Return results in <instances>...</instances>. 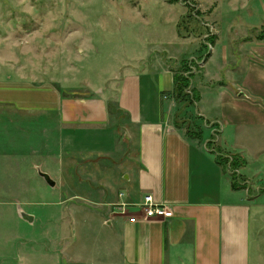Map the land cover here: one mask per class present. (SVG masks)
Returning a JSON list of instances; mask_svg holds the SVG:
<instances>
[{"label":"crops","instance_id":"0c3cea01","mask_svg":"<svg viewBox=\"0 0 264 264\" xmlns=\"http://www.w3.org/2000/svg\"><path fill=\"white\" fill-rule=\"evenodd\" d=\"M236 24L224 39L218 29L203 41L178 33L173 44L179 54L170 44L157 45L147 59L120 65V80L95 89L94 96L69 95L53 82L12 78L1 68L0 121L10 119L16 135H31L41 126L45 145L57 141L55 152L46 149V163L34 169L46 167L49 172L42 173L57 187L55 170L47 164L57 159L66 182L77 168L78 181L95 187L76 195L96 206L108 231V243L91 264H264V228L254 226L251 206L261 182L246 172L255 165L262 175L264 168V38L257 34L264 24L246 23L241 37ZM218 45L221 72L211 78ZM185 63L184 75H194L190 90L198 98L190 105L174 98L175 75L184 72ZM217 155L243 161L236 170L239 185ZM146 195L170 207L173 218L145 221L139 213V221L130 223L114 213L116 205H139ZM21 212H14L19 220ZM23 245L25 255L16 248L0 264H35L36 242ZM6 248L0 246V255ZM50 253L57 260L42 257L51 259L42 264H67L62 247Z\"/></svg>","mask_w":264,"mask_h":264},{"label":"rangeland","instance_id":"374dc122","mask_svg":"<svg viewBox=\"0 0 264 264\" xmlns=\"http://www.w3.org/2000/svg\"><path fill=\"white\" fill-rule=\"evenodd\" d=\"M232 23H237L238 37L246 31V23L264 24V0H0V70L12 78L36 79L38 85L53 82L69 95L94 96L95 89L120 80L121 72L116 71L120 65L135 64L132 58L147 59L157 45L170 44L179 54V46L173 44L178 33L203 41L218 29L224 39ZM257 34L264 35V26ZM217 48L211 78L221 72L220 45ZM195 76L197 81L199 74ZM30 133L16 135L10 119L0 121V246H7L0 258H11L19 247L25 255L23 244L35 241V264L56 261L50 252L61 247L67 264H91L104 249L103 242L108 243V231L95 213L96 206L76 195L80 189L95 187L78 181L77 168L66 182L57 159H49L47 164L57 169L50 172L58 183L50 188L33 166L46 163L49 152L58 148L56 138L45 145L46 133L38 125ZM42 170L49 172L46 167ZM246 172L255 183L261 182L262 191L252 193L251 206L254 226L264 228V168L262 175L255 165ZM18 209L32 221L21 216L19 220L14 213ZM48 256L51 259L44 261L42 257Z\"/></svg>","mask_w":264,"mask_h":264},{"label":"trees","instance_id":"16d2710c","mask_svg":"<svg viewBox=\"0 0 264 264\" xmlns=\"http://www.w3.org/2000/svg\"><path fill=\"white\" fill-rule=\"evenodd\" d=\"M192 17L195 18L197 17V15H193ZM183 22L181 21L179 24V30L181 28V24ZM181 34V33H180ZM260 38H264V35L260 36ZM189 63H185L184 64V72L182 73H177L175 75V89H174V98L177 102L180 103H185V104H193V97L195 99V101L198 99L197 98V94L194 93L193 91H191V94L189 92V89L192 85V79L194 75H184L185 72H187L189 70ZM190 133V132H189ZM188 133V134H189ZM190 135H192L190 133ZM192 136H199V134L197 135H192ZM210 147H213V142L209 143ZM214 152L216 153H222L220 152V150H215ZM218 156V160L220 162V164L225 168V169H229L230 172L232 173V179L234 182V185L238 184L241 181V177L238 175V173L236 172V170H238L240 168V166L243 164V161L241 159H238L236 157H232V158H225L221 155H217ZM239 185V184H238Z\"/></svg>","mask_w":264,"mask_h":264},{"label":"built area","instance_id":"2783aa9c","mask_svg":"<svg viewBox=\"0 0 264 264\" xmlns=\"http://www.w3.org/2000/svg\"><path fill=\"white\" fill-rule=\"evenodd\" d=\"M120 196H123L122 194ZM115 214L123 215L129 218L130 223L139 221V213L145 221L153 219H171L174 216L173 211L166 204H157L151 195H146L143 202L139 205L121 203L115 206Z\"/></svg>","mask_w":264,"mask_h":264},{"label":"water","instance_id":"95a60500","mask_svg":"<svg viewBox=\"0 0 264 264\" xmlns=\"http://www.w3.org/2000/svg\"><path fill=\"white\" fill-rule=\"evenodd\" d=\"M39 174L50 187H52V188L56 187V183L51 179V177L49 175L42 173V172H39ZM21 217L27 221H32V219H33V217H30V216L24 214L23 212H21Z\"/></svg>","mask_w":264,"mask_h":264}]
</instances>
